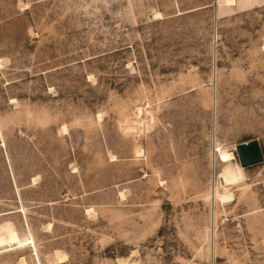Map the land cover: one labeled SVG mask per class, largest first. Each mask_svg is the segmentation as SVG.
Masks as SVG:
<instances>
[{
  "label": "rangeland",
  "instance_id": "rangeland-1",
  "mask_svg": "<svg viewBox=\"0 0 264 264\" xmlns=\"http://www.w3.org/2000/svg\"><path fill=\"white\" fill-rule=\"evenodd\" d=\"M222 4L0 0V264H264V0Z\"/></svg>",
  "mask_w": 264,
  "mask_h": 264
},
{
  "label": "water",
  "instance_id": "water-1",
  "mask_svg": "<svg viewBox=\"0 0 264 264\" xmlns=\"http://www.w3.org/2000/svg\"><path fill=\"white\" fill-rule=\"evenodd\" d=\"M236 152L241 168H247L262 161V153L257 141L238 145Z\"/></svg>",
  "mask_w": 264,
  "mask_h": 264
},
{
  "label": "bare ground",
  "instance_id": "bare-ground-1",
  "mask_svg": "<svg viewBox=\"0 0 264 264\" xmlns=\"http://www.w3.org/2000/svg\"><path fill=\"white\" fill-rule=\"evenodd\" d=\"M236 3L235 0H224L223 1V5L230 7V6H234ZM216 4L218 5V0H216ZM156 18H160L161 15L159 13H157V15H155ZM141 111L138 110V116L140 115ZM128 124V123H127ZM66 128H62L63 132H66L67 130H65ZM130 131V130H128ZM64 134V133H63ZM66 134V133H65ZM219 161L223 164L226 163H231L234 160V154L232 153H228V152H219ZM136 154L140 155L142 154V152L139 150L138 152H136ZM211 202L214 204L215 201H218L221 204L227 203L231 200V196L226 195V194H215V190L212 192V196H211ZM64 259V257H60L59 261H62ZM118 264H126V262L124 261H118Z\"/></svg>",
  "mask_w": 264,
  "mask_h": 264
},
{
  "label": "crops",
  "instance_id": "crops-1",
  "mask_svg": "<svg viewBox=\"0 0 264 264\" xmlns=\"http://www.w3.org/2000/svg\"><path fill=\"white\" fill-rule=\"evenodd\" d=\"M224 1V0H223ZM236 1V0H235ZM250 1L251 0H247V1H243V0H241V1H239V0H237V3H238V5H236V3H235V5L234 6H240V5H243V7H242V9H244V8H246V7H248L249 6V4H250ZM215 3H216V0H215ZM223 5V4H222ZM224 6V5H223ZM227 7V6H226ZM230 7H233V6H230ZM229 7V8H230Z\"/></svg>",
  "mask_w": 264,
  "mask_h": 264
}]
</instances>
